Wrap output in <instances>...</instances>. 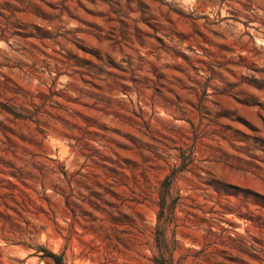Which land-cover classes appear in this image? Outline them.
I'll list each match as a JSON object with an SVG mask.
<instances>
[{
    "label": "rangeland",
    "instance_id": "374dc122",
    "mask_svg": "<svg viewBox=\"0 0 264 264\" xmlns=\"http://www.w3.org/2000/svg\"><path fill=\"white\" fill-rule=\"evenodd\" d=\"M264 264V0H0V264Z\"/></svg>",
    "mask_w": 264,
    "mask_h": 264
},
{
    "label": "trees",
    "instance_id": "16d2710c",
    "mask_svg": "<svg viewBox=\"0 0 264 264\" xmlns=\"http://www.w3.org/2000/svg\"><path fill=\"white\" fill-rule=\"evenodd\" d=\"M52 259L54 260L55 264H62L61 258H58L57 256L52 254Z\"/></svg>",
    "mask_w": 264,
    "mask_h": 264
}]
</instances>
